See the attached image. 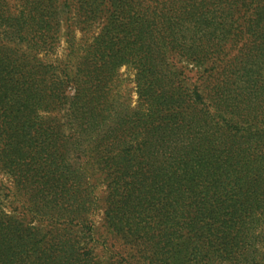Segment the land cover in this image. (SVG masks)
Returning <instances> with one entry per match:
<instances>
[{"label": "trees", "instance_id": "1", "mask_svg": "<svg viewBox=\"0 0 264 264\" xmlns=\"http://www.w3.org/2000/svg\"><path fill=\"white\" fill-rule=\"evenodd\" d=\"M0 264H264V0H0Z\"/></svg>", "mask_w": 264, "mask_h": 264}, {"label": "rangeland", "instance_id": "2", "mask_svg": "<svg viewBox=\"0 0 264 264\" xmlns=\"http://www.w3.org/2000/svg\"><path fill=\"white\" fill-rule=\"evenodd\" d=\"M65 47H66V43L63 41L61 44L60 50H59V52L61 53L57 54V56H61L65 54V51H64L66 50ZM121 75L123 78H126L125 84H127L128 90L130 91V94L132 97V102L135 104L137 100V95L135 93V83L133 81L134 71L132 69L124 67L121 69ZM97 192L100 195V197L103 196L104 188L100 187L97 190ZM103 218H104L103 209H98V211H96L92 215V221L94 222L95 227L97 229V232H98L97 238L99 239V242L97 243L98 249L96 250V252L100 256H102V258H105V256H107L108 253H107V250H105L100 243H102L103 241H107V245L111 248L112 252L119 250V247H121L122 244L119 240L114 238L112 235H109V232L106 230L105 226H103Z\"/></svg>", "mask_w": 264, "mask_h": 264}]
</instances>
